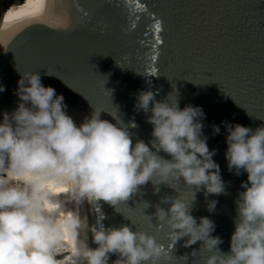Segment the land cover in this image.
Segmentation results:
<instances>
[{
  "label": "water",
  "instance_id": "1",
  "mask_svg": "<svg viewBox=\"0 0 264 264\" xmlns=\"http://www.w3.org/2000/svg\"><path fill=\"white\" fill-rule=\"evenodd\" d=\"M39 127L86 264H264V0H47L0 41V138Z\"/></svg>",
  "mask_w": 264,
  "mask_h": 264
},
{
  "label": "bare ground",
  "instance_id": "2",
  "mask_svg": "<svg viewBox=\"0 0 264 264\" xmlns=\"http://www.w3.org/2000/svg\"><path fill=\"white\" fill-rule=\"evenodd\" d=\"M46 3L13 2L0 19V41ZM13 135H31L44 150L10 169L0 168V264L31 255L40 257V264H86L73 141L43 127L13 130L0 141ZM7 210L12 212L6 215Z\"/></svg>",
  "mask_w": 264,
  "mask_h": 264
},
{
  "label": "trees",
  "instance_id": "3",
  "mask_svg": "<svg viewBox=\"0 0 264 264\" xmlns=\"http://www.w3.org/2000/svg\"><path fill=\"white\" fill-rule=\"evenodd\" d=\"M31 137L30 135H24L11 139L6 145L0 147V156H4L10 162L19 164L26 161V157L29 156L27 153L37 154L42 152L44 149L39 150V145L34 143ZM24 155L26 156L25 160L20 161Z\"/></svg>",
  "mask_w": 264,
  "mask_h": 264
},
{
  "label": "rangeland",
  "instance_id": "4",
  "mask_svg": "<svg viewBox=\"0 0 264 264\" xmlns=\"http://www.w3.org/2000/svg\"><path fill=\"white\" fill-rule=\"evenodd\" d=\"M10 1H12V2H15V1H17V0H0V16H1V14H2V10H3V6H5L8 2H10ZM1 157V156H0ZM25 157V156H24ZM24 157H23V159H24ZM8 212H5L6 213V215L8 214V213H11L12 211L11 210H7ZM10 211V212H9ZM39 258L40 257H38V256H33V255H31V256H28V257H24L23 259H20V260H17V261H14L13 263H10V264H40V260H39Z\"/></svg>",
  "mask_w": 264,
  "mask_h": 264
},
{
  "label": "clouds",
  "instance_id": "5",
  "mask_svg": "<svg viewBox=\"0 0 264 264\" xmlns=\"http://www.w3.org/2000/svg\"><path fill=\"white\" fill-rule=\"evenodd\" d=\"M23 206V205H22ZM9 214V213H8Z\"/></svg>",
  "mask_w": 264,
  "mask_h": 264
}]
</instances>
